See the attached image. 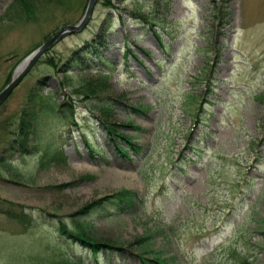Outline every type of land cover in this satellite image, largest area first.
<instances>
[{"label": "rangeland", "instance_id": "obj_1", "mask_svg": "<svg viewBox=\"0 0 264 264\" xmlns=\"http://www.w3.org/2000/svg\"><path fill=\"white\" fill-rule=\"evenodd\" d=\"M28 1L0 0V90L87 3ZM94 2L0 103V264H140L61 226L132 253L145 237L169 263L264 264V0ZM102 34L109 67L65 64ZM102 116L141 151L118 155ZM121 189L132 209L81 211Z\"/></svg>", "mask_w": 264, "mask_h": 264}, {"label": "trees", "instance_id": "obj_2", "mask_svg": "<svg viewBox=\"0 0 264 264\" xmlns=\"http://www.w3.org/2000/svg\"><path fill=\"white\" fill-rule=\"evenodd\" d=\"M30 1V0H29ZM28 1V2H29ZM146 20V19H145ZM101 41V42H100ZM97 42V43H96ZM95 46H97V47H95ZM101 47H102V49H104L103 47H105V44H102V37H101V35H100V38L97 40V41H94V45H93V47L92 48H90L89 47V49H88V51H84V50H73L71 53H70V55H69V57L67 58V60H66V63L65 64H73L74 62H80V61H87V62H90V61H93L94 63H96V64H98V63H101V64H104V65H106L107 67H109V65L110 64H108V63H106L105 61H103V57H102V52H100V51H102V49H101ZM98 48V49H97ZM101 49V50H100ZM95 50V51H94ZM87 52V53H86ZM94 53V54H93ZM102 58V59H101ZM103 62H102V61ZM105 62V63H104ZM74 65V64H73ZM89 92L90 93H92L91 92V90H89ZM31 102V101H30ZM29 103V102H28ZM32 104L33 103H30L29 105L30 106H32ZM38 105L41 107V109H44V108H47V107H49V104L47 103L46 104V102H38ZM92 107H94V105H92ZM141 108H143V107H141ZM140 107L138 108V106H133L132 108H131V110H133V111H139V112H142ZM29 112H32V111H30L29 110ZM200 112V111H199ZM197 116V115H196ZM102 118L104 119H100V121H101V123L102 122H104V128H105V131H106V133L108 134V136L110 135V136H115V137H118V138H120L121 139V142H119L120 144H117V143H115V151L118 153V155H120V156H126V153H127V151H131L134 147V149L132 150V151H137L138 150V146L132 141V136L131 135H121V134H118V133H115L116 132V128L113 126V124H110L109 122H105L106 121V119L102 116ZM106 123H108V124H106ZM111 126V127H110ZM108 128V129H107ZM110 128H112L111 130H110ZM115 129V131H113ZM107 130H109V131H107ZM111 133V134H110ZM117 134H118V136H117ZM130 136V137H129ZM127 140H126V139ZM126 140V141H125ZM126 142H127V144H126ZM123 143V144H122ZM118 145H120V146H118ZM128 145H129V147H131V148H129L128 147ZM119 147V148H118ZM126 147V148H125ZM133 147V148H132ZM116 148H117V150H116ZM129 148V149H128ZM119 151V152H118ZM123 151V152H122ZM90 152H92V148L90 149ZM121 152V153H120ZM121 192V193H120ZM119 193V194H118ZM130 193V194H129ZM135 194V195H134ZM114 195H117V197H118V195H119V197H118V199H117V197L115 196L114 197ZM131 195V196H130ZM111 197V198H110ZM110 197H108V199L107 198H104V199H102V200H100V202H99V200H95V201H93V202H90V203H88L87 205H85L83 208H82V212L83 213H85V214H87V213H89V212H91V211H96V212H98V213H103L105 210L103 209V205L104 206H106L105 204H107V203H109L110 204V206H111V208L112 209H114L113 211L114 212H117L119 209H121V210H119L120 212H123V211H126V210H130V209H132V207L134 206V204H135V202L138 200V195L134 192V191H129V190H126V189H121V190H118V191H116L114 194H113V196H110ZM113 197H114V199H116V200H114L113 199ZM137 199H136V198ZM105 199H107V201L105 200ZM121 199V200H120ZM108 200H110V201H112V202H110V201H108ZM114 200V201H113ZM132 200V201H131ZM115 201H116V203H115ZM135 201V202H134ZM103 202V203H102ZM99 203H101V205L99 204ZM120 204V207L118 206L119 204ZM127 204H129V205H127ZM98 205V206H97ZM132 205V206H131ZM122 206V207H121ZM87 207V208H86ZM124 207H126L125 209H124ZM86 208V209H85ZM117 208V209H116ZM123 209V210H122ZM84 210V211H83ZM104 214H105V212H104ZM262 227L264 226V220H263V222H262ZM63 227H65V226H63ZM62 226L60 227V229L62 230V229H65V231L67 230V232H66V236L68 237V239H70L72 242H78V243H80L81 245H83V246H85V247H87L88 249H89V251H90V253L91 254H93V255H96L97 253H98V251H100V250H98L99 248H101V246H106L107 248H111V250H116V251H125V252H127L129 255H131V256H133V257H135L137 260H139V262H140V264H160V262H164L166 259L164 258V257H162V256H160L159 254H156V253H153V252H151V253H148V255H150V257H146L144 254H146L147 252V250H145V249H143V247H144V243H145V241L147 240L145 237L143 238V240H141L140 241V244L136 247L137 248V252L136 253H132L131 251H129V250H126V249H121V248H113L114 246H111V245H107V244H105V243H103V244H101V243H99V242H97V241H95L92 237H90V236H88L89 234H85V233H77L75 230H71L70 228H63ZM148 238V237H147ZM94 240V241H93ZM143 242V243H142ZM83 243V244H82ZM92 243V244H91ZM101 244V245H100ZM118 249V250H117ZM136 255V256H135ZM155 256V257H154ZM159 257V258H158ZM145 262V263H144ZM162 264H176V263H173V262H171V263H168V261L166 260L164 263H162Z\"/></svg>", "mask_w": 264, "mask_h": 264}, {"label": "water", "instance_id": "obj_3", "mask_svg": "<svg viewBox=\"0 0 264 264\" xmlns=\"http://www.w3.org/2000/svg\"><path fill=\"white\" fill-rule=\"evenodd\" d=\"M95 0H87L85 9L81 18L75 24H65L60 27L54 34L49 36L46 40L40 43L34 50H32L22 61L23 63L22 68L16 75H11L10 79L7 83L3 86L0 90V103L7 97L10 91L16 86L22 76L26 73V71L30 68V66L35 62V60L48 48L50 47L60 36L64 35L65 33L75 31L76 29L81 28L92 9V5Z\"/></svg>", "mask_w": 264, "mask_h": 264}, {"label": "bare ground", "instance_id": "obj_4", "mask_svg": "<svg viewBox=\"0 0 264 264\" xmlns=\"http://www.w3.org/2000/svg\"><path fill=\"white\" fill-rule=\"evenodd\" d=\"M94 3H95V2H94ZM95 5H96V4H95ZM95 5H94V6H95ZM92 13H93V12H92ZM107 18H108V17H107ZM107 18H106V19H107ZM103 21H104V20H103ZM106 21H107V20H106ZM88 22H89V21H88ZM110 23H112V21H111ZM107 24H108V23H107ZM109 25H111V24H109ZM102 26H103V25H102ZM111 26H112V25H111ZM86 27H87V26H86ZM105 29H106V28H105ZM110 29H111V28H110ZM80 34H81V33H80ZM98 34H99V33H98ZM166 35H167V34H166ZM96 36H97V35H96ZM98 36H99V35H98ZM102 36H103L102 38H105V37H104L105 35L102 34ZM106 37H107V36H106ZM99 38H100V37H99ZM59 39H60V38H59ZM96 39H97V38H96ZM160 39H161V38H160ZM102 40H103V39H102ZM107 40H108V39H107ZM107 40H106V41H107ZM100 42H101V41H100ZM108 42H109V41H108ZM82 43H83V42H82ZM96 43H97V42H96ZM83 44H85V43H83ZM88 45H89V44H88ZM91 45H93V44H91ZM89 46H90V45H89ZM53 47H54V46H53ZM53 47H52V48H53ZM95 47H97V46H95ZM52 48H51V49H52ZM82 48H83V47H82ZM90 48H91V47H90ZM101 48H102V47H101ZM104 48H106V46H105ZM97 49H98V48H97ZM107 50H108V49H107ZM94 51H95V50H94ZM100 52H101V51H100ZM86 53H87V52H86ZM93 54H94V53H93ZM39 59H40V58H39ZM101 59H102V58H101ZM35 61H36V60H35ZM84 61H85V60H84ZM101 61H102V60H101ZM103 61H104V60H103ZM103 61H102V62H103ZM104 63H105V62H104ZM67 64H68V63H67ZM73 64H74V63H73ZM79 64H80V63H79ZM84 64H85V63H84ZM97 65H98V64H97ZM22 66H23V63L20 62V64L18 65V67L16 68V70H15V72H14V75H16V74L19 72V70L22 68ZM95 66H96V65H95ZM62 67H63V65H62ZM82 67H83V66H81V68H82ZM74 68H75V67H74ZM84 68H85V67H84ZM64 69H65V68H64ZM29 70H30V69H29ZM98 70H99V69H98ZM59 71H60V70H59ZM82 71H83V70H82ZM99 72H100V70H99ZM26 74H27V73H26ZM97 74H98V77H100L98 71H97ZM100 74H101V73H100ZM103 74H104V73H103ZM107 75H108V74H107ZM107 75H106V78H107ZM101 76H102V74H101ZM104 76H105V75H104ZM104 76H102L101 78H104ZM108 76H109V75H108ZM104 80H105V79H104ZM101 91H102V90H101ZM99 93H100V92H99ZM98 96H100V95H98ZM45 98H47V97H45ZM47 99H49V98H47ZM50 99H51V98H50ZM102 99H103V98H102ZM95 100H96V98H95ZM104 102H105V101H104ZM106 104H107V103H106ZM103 105H104V104H103ZM51 107H52V106H51ZM94 107H95V106H94ZM97 107H99V106H97ZM106 107H107V106H106ZM138 108H139V107H138ZM50 109H51V108H50ZM141 109H142V108H141ZM103 110H104V109H103ZM141 111H142V110H141ZM144 111H145V110H144ZM132 112H134V111L132 110ZM106 113H107V112H106ZM42 114H43V113H42ZM58 114H59V113H58ZM49 115H50V114H49ZM71 115H72V113H71ZM44 116H45V115H44ZM40 117H41V116H40ZM45 117H46V116H45ZM63 117H64V116H63ZM66 117H67V116H66ZM71 117H72V116H71ZM37 118H38V117H37ZM42 118H43V117H42ZM68 118H69V117H68ZM195 118H196V117H195ZM66 119H67V118H66ZM71 119H72V118H71ZM71 119H69V120H71ZM33 121H34V120H33ZM38 121H39V120H38ZM40 121H41V120H40ZM197 121H198V120H197ZM36 122H37V121H35V124H36ZM37 124H38V123H37ZM74 124H75V123H74ZM72 125H73V124H72ZM205 125H206V124H205ZM34 126H35V125H33V127H34ZM37 127H38V126H37ZM110 127H111V126H110ZM32 129H33V128H32ZM107 129H108V128H107ZM111 129H112V128H110V130H111ZM137 129H138V128H137ZM27 130H28V129H27ZM35 131H37V130L35 129ZM107 131H109V130H107ZM113 131H115V129H114ZM28 132H29V130H28ZM30 132H31V130H30ZM33 132H34V130H33ZM20 133H21V132H20ZM31 133H32V132H31ZM36 133H37V132H36ZM55 133H56V132H55ZM57 133H58V132H57ZM59 133H60V132H59ZM115 133H117V131H116ZM53 134H54V133H53ZM61 134H62V133H61ZM110 134H111V133H110ZM56 135H57V134H56ZM58 135H59V134H58ZM18 136H19V135H18ZM18 136H17V137H18ZM84 136H85V135H84ZM109 136H110V135H109ZM115 136H116V135H115ZM117 136H118V134H117ZM52 137H53V136H52ZM129 137H130V136H129ZM17 139H18V138H17ZM55 139H57V138H55ZM59 139H60V137H59ZM125 139H126V138H125ZM22 140H23V139H22ZM52 140H54V139H52ZM126 140H127V139H126ZM126 140H125V141H126ZM50 141H51V140H50ZM15 142H16V141H15ZM21 142H22V141H21ZM53 142H54V141H53ZM53 142H52V145H55L56 143L54 142L55 144H53ZM56 142H58V140H57ZM19 143H20V142H19ZM58 143H60V142H58ZM122 144H123V143H122ZM126 144H127V142H126ZM88 145H89V143H88ZM89 146H90V145H89ZM118 146H120V145H118ZM12 147H13V146H12ZM128 147H129V145H128ZM9 148H10V147H9ZM53 148L55 149V148H57V147H53ZM118 148H119V147H118ZM125 148H126V147H125ZM129 148H131V147H129ZM129 148H128V149H129ZM132 148H133V147H132ZM134 148H135V147H134ZM134 148H133V149H134ZM13 149H14V148H13ZM13 149H12V150H13ZM133 149H132V150H133ZM18 150H19V149H18ZM116 150H117V148H116ZM132 150H131V151H130V150L127 151V153H128V152H129V153H137L138 151H141L139 146H138V150H137V151H136V150H135V151H132ZM6 152H7V151H6ZM10 152H11V151H10ZM118 152H119V151H118ZM122 152H123V151H122ZM48 153H49V152H48ZM56 153L59 154V152H56ZM93 153H94V152H93ZM120 153H121V152H120ZM127 153H126V154H127ZM10 154H11V153H10ZM16 154H17V153H16ZM98 154H99V153H98ZM7 155H9V154H7ZM18 155H19V154H18ZM20 156H21V154H20ZM46 156H47V155H46ZM57 156H58V155H57ZM6 157H7V156H6ZM53 158H54V157H53ZM126 158H127V156H126ZM7 159H8V158H7ZM60 159H61V158H60ZM127 159H128V158H127ZM42 160H44V159H42ZM42 160H41V161H42ZM46 161H47V160H46ZM120 193H121V192H120ZM118 194H119V193H118ZM129 194H130V193H129ZM111 195H113V194H111ZM134 195H135V194H134ZM115 196L117 197V195H114V197H115ZM130 196H131V195H130ZM114 197H113V199H114ZM118 197H119V195H118ZM118 197H117V199H118ZM104 198H105V197H104ZM106 198L108 199V197H106ZM110 198H111V197H110ZM119 198H120V197H119ZM135 198H136V197H135ZM107 199H105V200L107 201ZM136 199H137V198H136ZM100 200H101V199H100ZM100 200H99V202H100ZM114 200H116V199H114ZM114 200H113V201H114ZM120 200H121V199H120ZM102 201H103V200H102ZM108 201H110V200H108ZM131 201H132V200H131ZM110 202H112V201H110ZM134 202H135V201H134ZM102 203H103V202H102ZM115 203H116V201H115ZM99 204L101 205V203H99ZM118 204H119V203H118ZM120 204H121V203H120ZM120 204L118 205L119 207H120ZM137 204H138V203H137ZM127 205H129V204H127ZM97 206H98V205H97ZM131 206H132V205H131ZM121 207H122V206H121ZM86 208H87V207H86ZM86 208H85V209H86ZM125 208H126V207H124V209H125ZM116 209H117V208H116ZM126 209H127V208H126ZM119 210H121V209H119ZM119 210H118L117 212H120ZM122 210H123V209H122ZM83 211H84V210H83ZM80 212H81V211H80ZM80 212H79V213H80ZM120 213H121V212H120ZM114 214H115V213H114ZM117 215H118V214H117ZM16 217H17V216H16ZM21 218H22V217H21ZM17 219H18V218H17ZM18 220H20V219H18ZM29 220H30V219H29ZM76 220H78V219H76ZM24 222H25V221H24ZM28 222H29V221H27V223H28ZM74 222H75V221H74ZM18 223H19V222H18ZM25 223H26V222H25ZM27 223H26V224H27ZM72 226H73V224H72ZM67 228H68V227H67ZM66 231H67V230H66ZM65 233H66V232H65ZM93 241H94V240H93ZM142 243H143V242H142ZM145 243H146V242H145ZM82 244H83V243H82ZM91 244H92V243H91ZM146 244H147V243H146ZM83 245H84V244H83ZM100 245H101V244H100ZM147 246H148V245H147ZM135 247H136V246H135ZM105 248H106V246H105ZM118 249H119V248H118ZM118 249H117V250H118ZM146 249H147V247H146ZM119 250H120V249H119ZM147 250H148V249H147ZM120 252H121V251H120ZM122 252H124V251H122ZM148 253H149V252H148ZM150 253H151V252H150ZM158 253H159V252H158ZM65 255H66V254H65ZM133 256H134V255H133ZM135 256H136V255H135ZM154 257H155V256H154ZM158 258H159V257H158ZM97 260H98V259H97ZM165 261H166V260H165ZM165 261H164V262H165ZM140 262H141V261H140ZM164 262L162 261V262H160V264H162V263H164ZM144 263H145V262H144ZM168 263H169V262H168Z\"/></svg>", "mask_w": 264, "mask_h": 264}]
</instances>
